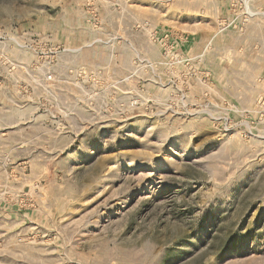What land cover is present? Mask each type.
Segmentation results:
<instances>
[{"label":"rangeland","instance_id":"rangeland-1","mask_svg":"<svg viewBox=\"0 0 264 264\" xmlns=\"http://www.w3.org/2000/svg\"><path fill=\"white\" fill-rule=\"evenodd\" d=\"M0 264H264V0H0Z\"/></svg>","mask_w":264,"mask_h":264}]
</instances>
